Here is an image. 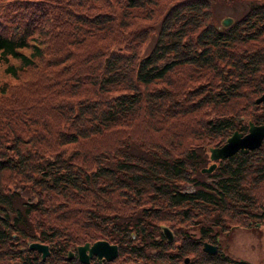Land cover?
I'll return each instance as SVG.
<instances>
[{"label": "trees", "instance_id": "1", "mask_svg": "<svg viewBox=\"0 0 264 264\" xmlns=\"http://www.w3.org/2000/svg\"><path fill=\"white\" fill-rule=\"evenodd\" d=\"M163 1L0 0L3 71L28 66L31 79L28 94L0 87V264H54L97 238L131 261L252 264L201 240L212 225L264 218V136L200 167L233 129L264 122V99L252 97L264 91V0L223 28L213 0ZM139 14L157 19L146 52L149 33L137 37L142 25L127 18ZM194 73L206 81L191 87ZM104 135L102 147L82 145ZM27 240L56 257L41 260Z\"/></svg>", "mask_w": 264, "mask_h": 264}, {"label": "rangeland", "instance_id": "2", "mask_svg": "<svg viewBox=\"0 0 264 264\" xmlns=\"http://www.w3.org/2000/svg\"><path fill=\"white\" fill-rule=\"evenodd\" d=\"M5 1V0H3ZM252 1V0H213V2H211V14H212V19L216 20V24H220V19L222 18V16H229L232 20V22L230 23L233 24L234 20L237 19V17L239 18V16L243 13V11L245 10V7L248 5V2ZM173 3L175 2V0H164L162 3L164 5H166V3ZM129 21H132L133 23L129 26V28H133L136 25H142L141 29H139L137 37H139L140 34L142 33H149V38H147L145 40V42L141 45L142 47V52H146L150 49L151 44L154 41L155 38V29L157 24L156 21L157 19H147L145 17V14H139L138 16H127ZM246 20L242 21V22H238L241 24V26L244 27ZM248 28V27H246ZM153 30V31H152ZM134 31V29L132 30V32ZM21 51L26 52L27 53V49L22 48ZM8 62L18 65V60L14 59V58H8ZM33 63H38V60L36 59V57H34L33 59ZM5 64H3V62L0 60V87L1 86H12V85H18L20 84V89L17 92L18 94H28V88L29 85L26 86L27 80H31L30 78H28V72L30 67L28 66H24L21 67L20 69H18L16 71V76H10L8 74H6L3 71V67ZM197 73H194V77L192 78V83H191V87L195 86L197 83L199 82H205L206 80L200 79L199 77H197V75H195ZM27 79V80H26ZM49 81V80H47ZM46 81V82H47ZM45 82V83H46ZM23 83V84H22ZM38 87H41V85H39V83H37ZM208 85V84H205ZM189 88V86H188ZM216 88V87H215ZM264 93V91H261L259 93H253V98L254 100L257 99L259 97L260 94ZM242 103H240L241 105ZM205 109V110H204ZM256 109V108H255ZM204 110V113H208L211 114L212 110L209 107V105L204 106L202 109H200L199 111L202 112ZM252 110V109H251ZM258 110V109H257ZM257 110H254L255 112H257ZM249 121V120H248ZM251 121V120H250ZM262 139V138H261ZM111 140L109 135H104L103 138H98V137H94L93 140H86L82 143V145L84 147H93V145L97 144L100 147H102L104 145V143H108ZM261 142V141H260ZM261 145V143H260ZM72 147V146H71ZM104 149V148H103ZM207 155H208V149H207ZM223 158V157H222ZM219 159V158H217ZM217 159L215 161H217ZM211 160H208L205 164L204 167H206V165H208L210 163ZM215 166V165H214ZM213 166V168H214ZM212 168V169H213ZM205 172V171H202ZM204 175V174H202ZM25 195H28V192H25ZM257 209V208H255ZM258 210V209H257ZM204 216H198L197 221L192 223L189 227H187V230L189 232L195 233V235H197V230L200 227V225H203L204 223H209L211 219L214 218L213 215H209V219H203ZM226 222L225 220L223 221V223ZM249 224L246 225H229V229L226 230L227 226L224 228H220L219 225L216 227L214 225H212V231L210 232L212 235V237H210V240H201L202 241H206L208 243H213L216 246V249H222L223 252H225L226 254H228L231 257H237V258H242V259H246L249 262H251L252 264H264V218L263 219H254L253 221L250 220ZM228 223H233V222H228ZM204 224V225H205ZM208 225V224H207ZM160 230L162 232V227L166 226L169 229L170 232V240L174 239L173 236V231L169 225L165 224V223H161L160 225ZM163 235V232H162ZM164 237V235H163ZM166 238V237H165ZM87 241L91 242L90 239H87ZM30 241H26V247L28 249V244ZM20 247V246H19ZM36 252V254H38L40 256V253H37V250H34ZM32 254V253H31ZM118 254V252H117ZM116 254V255H117ZM120 254V253H119ZM34 255V254H33ZM48 255V256H47ZM55 256V253H48L45 256L49 258V256ZM113 256L112 258H109V260H105L102 259L101 260V264H115V262L117 264H149L148 262H146L145 260H129V256L127 253H121L119 258L118 256L116 257ZM44 256V258H45ZM115 257V258H114ZM188 258L190 256H183V258ZM42 258V259H44ZM65 258V260L63 259ZM41 259V258H40ZM41 259V260H42ZM50 259H52L50 257ZM58 259V258H57ZM54 260V264H67V263H71V262H67L69 260H67L66 257H62L61 259ZM114 259V260H113ZM44 262H46L44 260ZM88 264H98L95 260H90L87 262ZM162 262L160 261H154L153 264H161ZM14 264H18L14 263Z\"/></svg>", "mask_w": 264, "mask_h": 264}, {"label": "water", "instance_id": "3", "mask_svg": "<svg viewBox=\"0 0 264 264\" xmlns=\"http://www.w3.org/2000/svg\"><path fill=\"white\" fill-rule=\"evenodd\" d=\"M232 19L229 16H222L220 19V26H225L230 24ZM264 99V93L260 94L256 102ZM264 136V122L260 124L254 123L253 121H248L247 129L245 132L237 131L233 129L231 134L227 135L225 140L217 146H209L208 147V157L211 160L206 167H200L201 171H209L215 165L214 160L217 158L226 157L228 154L240 150L242 152L247 151L252 147H256L260 145L261 138ZM162 232L168 239L170 237L169 229L166 226L162 227ZM202 249L207 252H213L216 250V246L213 243H208L206 241H202ZM48 245L45 242L38 241H30L28 244V248H35L40 253V258H44L46 254H48ZM116 244L113 242H108L105 239L97 238L96 240L89 242L84 241L83 243H79L75 246L76 257L80 262L87 263L88 257L91 255H95L96 262L101 264V260H109L117 254ZM67 257H70L73 252L71 250H67ZM184 261H187V258L184 257Z\"/></svg>", "mask_w": 264, "mask_h": 264}, {"label": "flooded vegetation", "instance_id": "4", "mask_svg": "<svg viewBox=\"0 0 264 264\" xmlns=\"http://www.w3.org/2000/svg\"><path fill=\"white\" fill-rule=\"evenodd\" d=\"M75 258V252H74V254H73V256H71L68 260L69 261H71L72 262V260ZM90 260H95V257L92 255V256H90V257H88V261H90Z\"/></svg>", "mask_w": 264, "mask_h": 264}]
</instances>
